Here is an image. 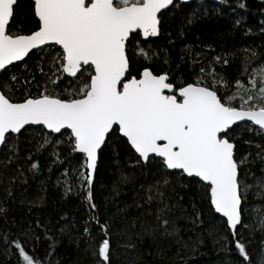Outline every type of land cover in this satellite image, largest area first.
<instances>
[{
	"label": "snow or ice",
	"instance_id": "obj_1",
	"mask_svg": "<svg viewBox=\"0 0 264 264\" xmlns=\"http://www.w3.org/2000/svg\"><path fill=\"white\" fill-rule=\"evenodd\" d=\"M17 3L0 0V146L8 147L28 126H41V148L56 142L50 137L66 136L70 152L82 158L80 177L95 209L92 186L100 154L111 139L124 138L133 164H156L165 173V185L176 171L198 179L210 209L224 218L232 237L223 238L225 247L234 244L238 264H252L242 230L251 227L244 222V202L253 185L242 180V173L251 174L243 171L248 157L237 156V144L245 132L264 138V62L249 67L260 59L257 53L253 50L243 61L242 74L251 77L248 87L237 77L235 91H230L228 79L204 66L194 82L178 84L169 71L135 66L137 56L154 58L141 41L160 35L163 10L174 6V0H32L36 24L27 33L11 30ZM30 54L39 56L36 67L44 82L33 73L24 83L36 82L42 90H26L17 100L20 78L9 75V66ZM214 62L228 63L222 56ZM15 147L12 143L10 150ZM255 147L264 160V143ZM255 186L264 190V177L256 178ZM153 187L163 206L152 231L171 236L175 229L166 218L170 209L163 204L159 181L149 187L147 202L154 199ZM96 223L104 238L93 254L98 264H111L110 226ZM257 227L264 231V217ZM5 242L14 246L18 264H43L21 241ZM256 264H264V253Z\"/></svg>",
	"mask_w": 264,
	"mask_h": 264
},
{
	"label": "trees",
	"instance_id": "obj_2",
	"mask_svg": "<svg viewBox=\"0 0 264 264\" xmlns=\"http://www.w3.org/2000/svg\"><path fill=\"white\" fill-rule=\"evenodd\" d=\"M35 24L32 0H18L11 30L27 33ZM141 46H150L155 56L150 60L137 56L135 66L150 64L156 70L169 71L175 83L194 82L204 66L206 72L214 70L228 79L230 91H235L237 77L248 87L251 77L242 74L246 54L254 50L260 58L250 69L264 62V0L176 1L161 17L160 35L141 41ZM216 56L228 63L214 62ZM40 63L39 56L31 54L10 68L9 75L20 78L14 99H20L26 90L32 94L42 90L36 82L24 83V77L31 79L34 73L43 84L36 67ZM44 67L47 71L48 65ZM50 139L56 142L41 148L40 127H29L0 151V264H18L19 260L5 238L21 241L43 264H98L93 253L104 236L97 220L110 226L111 264H238L234 244L225 247L223 238L232 239L225 222L210 209L198 179L173 172L165 185L161 179L165 173L156 164L134 165L124 138L111 139L99 157L92 186L93 209L86 199L87 189L78 180L83 170L81 156L70 152L66 136ZM12 143L14 150H10ZM261 143L264 138L245 132L237 144V156L248 157L243 171L251 174L242 173V180L253 185L244 202V222L251 227L242 230L252 264L264 253V231L257 227L264 217V190L255 186L256 178L264 177V160L256 155L260 150L255 147ZM33 163L37 169H32ZM158 181L163 204L170 209L166 218L175 229L171 236L152 231L158 225L157 210L163 205L155 187L151 203L147 196L149 187Z\"/></svg>",
	"mask_w": 264,
	"mask_h": 264
},
{
	"label": "water",
	"instance_id": "obj_3",
	"mask_svg": "<svg viewBox=\"0 0 264 264\" xmlns=\"http://www.w3.org/2000/svg\"><path fill=\"white\" fill-rule=\"evenodd\" d=\"M176 1H179L181 4H191V3H193L194 1H197V0H186V2H185V0H174V4H175V2ZM204 1H208V2H212V3H215V4H219V3H221V2H223V1H227V0H204ZM170 8H172V6H170L169 7V9ZM168 10V9H167ZM166 10H163V13L165 12ZM153 38H156V37H153ZM36 50H34V52H35ZM31 55V54H30ZM28 57H26L25 58V60L27 59ZM24 61H21V62H16L15 63V65L16 64H20V63H23ZM12 66H9V68H11ZM241 123H243V122H241ZM28 127H34V128H38V127H41V126H28ZM4 146H0V151L2 150V148H3ZM98 163H99V160H98ZM176 172H178V171H176ZM95 175H96V172H95V174H94V179H95ZM187 178H189V177H187ZM194 179V178H193ZM216 214V213H215ZM217 216H219L220 217V215L219 214H216ZM220 218H222V217H220ZM223 220H224V218H222Z\"/></svg>",
	"mask_w": 264,
	"mask_h": 264
},
{
	"label": "rangeland",
	"instance_id": "obj_4",
	"mask_svg": "<svg viewBox=\"0 0 264 264\" xmlns=\"http://www.w3.org/2000/svg\"><path fill=\"white\" fill-rule=\"evenodd\" d=\"M83 171V170H82ZM81 171V172H82ZM251 177V176H250ZM253 177V176H252ZM78 180L80 181V185L82 186V187H84V188H86L87 189V187H86V185H83L82 184V180H81V177H80V174L78 175ZM252 209H254V207H252ZM254 210H256V209H254Z\"/></svg>",
	"mask_w": 264,
	"mask_h": 264
}]
</instances>
